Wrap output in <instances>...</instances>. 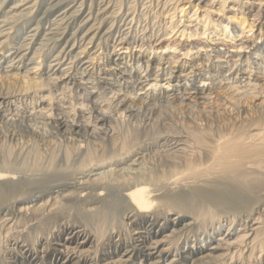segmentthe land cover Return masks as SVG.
I'll return each instance as SVG.
<instances>
[{"label":"bare ground","instance_id":"6f19581e","mask_svg":"<svg viewBox=\"0 0 264 264\" xmlns=\"http://www.w3.org/2000/svg\"><path fill=\"white\" fill-rule=\"evenodd\" d=\"M141 263L264 264V0H0V264Z\"/></svg>","mask_w":264,"mask_h":264},{"label":"rangeland","instance_id":"374dc122","mask_svg":"<svg viewBox=\"0 0 264 264\" xmlns=\"http://www.w3.org/2000/svg\"><path fill=\"white\" fill-rule=\"evenodd\" d=\"M225 225V224H224ZM224 225H222V227H216L217 229L219 228L220 229V232H225L226 231V226L225 227H223ZM233 228L234 227H231V229H230V231L231 230H233ZM213 232H214V230H211V231H209V233L208 232H205V233H202V231L201 230H196V232H194V235L193 234H191L192 236H194L193 238H192V236L191 237H189V239L187 240L188 241V246H191V245H189V242L190 241H193L194 243H195V246H194V248L193 249H196L197 247H201V248H205V247H209V248H213L214 247V245H213V243H214V239H213V237L212 236H210V238L208 239V240H205L204 238H205V236H206V233L209 235V234H213ZM215 233H216V231H215ZM202 234V235H201ZM200 235V236H199ZM202 236V237H201ZM200 240V241H199ZM181 245V244H180ZM213 246V247H212ZM182 253L183 252H185V251H181ZM179 257H176L175 258V260L174 261H177V260H179L178 259ZM141 264H143V263H141Z\"/></svg>","mask_w":264,"mask_h":264}]
</instances>
